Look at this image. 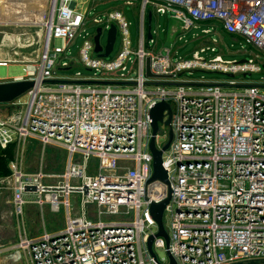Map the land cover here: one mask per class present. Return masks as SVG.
<instances>
[{"label":"built area","instance_id":"1","mask_svg":"<svg viewBox=\"0 0 264 264\" xmlns=\"http://www.w3.org/2000/svg\"><path fill=\"white\" fill-rule=\"evenodd\" d=\"M85 1L50 0L39 22L45 28L39 65L28 66L18 78L34 85L23 95L22 108L0 115V149L13 145L18 153L32 139L42 152L49 144L66 152L60 174L45 172L42 163L24 172L14 159L10 173L0 178V187L11 191L19 221L14 247L30 264H169L167 253L176 264H264V77L248 84L230 80L226 86L234 88L156 84L173 83L179 73L198 67L245 75L264 64L253 59L234 64L217 54L207 61L202 56L207 47L175 61L170 49L150 48L156 42L152 34L146 38L144 23L148 8L176 19L181 31L208 24L201 29L207 34L220 27L264 54V0H141L135 46L120 10L104 21L94 17L92 25L103 30L113 24L119 33L120 50L112 59L94 51ZM80 35L79 61L93 72L64 75L59 70L69 69L70 62L59 55ZM55 38L61 46L52 45ZM146 58L152 74L173 78L147 77ZM17 99L0 104L14 110ZM160 100L171 108L170 124L159 122L155 136L161 148L172 131L161 155L171 190L163 211L168 243L155 236L158 228L149 209L166 196L168 186L147 183L153 171L149 110ZM26 203L62 208L63 227L28 235ZM151 235L156 260L147 248Z\"/></svg>","mask_w":264,"mask_h":264},{"label":"rangeland","instance_id":"2","mask_svg":"<svg viewBox=\"0 0 264 264\" xmlns=\"http://www.w3.org/2000/svg\"><path fill=\"white\" fill-rule=\"evenodd\" d=\"M128 0H93L92 4L83 3L82 7H88L90 16H97L102 21L105 19V13L110 10H120L126 20L129 22L128 33L135 46L139 38V24H140V7L141 0H130L131 4H125ZM19 7V13H30L29 16L24 18H15V21H11V24H5L0 22V38L7 35L14 36V42H7V46L14 45V48L10 50V54H13L12 61L18 64H9L8 66H0V73L3 71H9L13 74H23L24 71L20 64L24 66L35 67L40 62V52L44 43L45 28L41 25V19L43 14L46 15L49 12L50 0H20L9 1L2 4L0 8H8L14 5ZM38 5H41L39 7ZM145 11H149L146 8ZM33 15V16H30ZM17 17V16H16ZM39 21V22H36ZM97 25H90L88 28L89 35L95 32ZM202 25L195 29L192 28L189 31L180 30V22L172 18L170 15H156L153 13L151 20V31L156 43L152 42L150 48L158 50L170 49L173 53V60L178 58H190L192 53L199 48L207 47V50L202 53L205 60H210L214 55H220L225 61L233 62L234 64H240L239 61H248L253 59L255 63L260 65L264 64V54L257 48L247 44L241 37L232 35L220 27H213L210 34H204L201 29ZM146 28V26H145ZM176 29V31L173 29ZM107 29L103 28L100 36L101 45H105ZM7 38V37H6ZM82 42V36H76L70 41L63 56V60L70 62V68L59 70L64 75L72 76L77 71L82 75L92 74L93 70H87L79 61V49ZM53 46H61V39L55 38L52 41ZM214 48L213 51L210 48ZM120 49V37L117 31L116 39L111 53L105 57L106 59H112ZM199 69L194 72L183 71L180 76L173 78L177 83H202L211 84L217 83L224 85L225 88H234L233 86H226L229 81H235V84H248L254 83L264 77V69L259 72H252L249 74H242L239 72H219L218 70H209L205 68ZM231 74V76L229 75ZM23 96V95H22ZM20 97L16 101L14 106V112L22 108L18 106L20 103L27 99L26 96ZM8 110L0 105V115H7ZM12 111L10 112V114ZM42 153V157H41ZM41 158H43V169L47 173L60 174L63 171L66 152L61 147L55 145H47L42 152L41 145L32 140L26 139L24 148L20 151L13 152L10 160L18 159L19 163L23 166V170L28 172H34L40 166ZM9 160V161H10ZM8 161V163H9ZM8 167V164H7ZM3 175H0L2 178ZM8 193V195H7ZM10 194L7 190L0 189V264H15L13 262V256L18 252L14 245L16 243V237L13 235V216L9 215V211H6L9 202L7 201ZM75 195L71 197V207H77ZM25 218L28 222L30 229L37 230L40 234L43 232V223L45 229L49 232L56 231L64 225V210L60 208L58 211H51L48 205H44L42 210L40 207L27 204L24 207ZM41 210V211H40ZM8 212V213H7ZM12 223V224H11ZM15 226V225H14Z\"/></svg>","mask_w":264,"mask_h":264},{"label":"water","instance_id":"3","mask_svg":"<svg viewBox=\"0 0 264 264\" xmlns=\"http://www.w3.org/2000/svg\"><path fill=\"white\" fill-rule=\"evenodd\" d=\"M151 11L149 10L147 13V39L151 38ZM102 34V28L101 27H97L95 29V35L93 37L94 40V51L101 57H107L111 51L113 50V46L115 43V39H116V27L115 25H111L108 29H107V34H106V41H105V45L102 46L100 43V36ZM240 63L242 62H246L245 60H241L239 61ZM264 69V66H263ZM199 69H193L190 70L189 72H194L197 71ZM145 72H146V76L150 77V78H157V79H164V78H173L172 75H155L152 74L150 71V66H149V58L145 59ZM181 74V73H180ZM179 74V76H180ZM231 76V74H229ZM51 82H63L61 80H52ZM156 84L159 85H196L197 83H177V82H173V83H165V82H157ZM34 85L33 80L30 79H14V80H9V81H1L0 82V103H9L12 102L14 100H16L17 98L21 97L22 95L26 94L30 89H32ZM227 85V84H225ZM164 111L167 112V119L165 121H163V113ZM149 117H150V125H151V137L149 139V150L152 154V175L151 177L148 179L147 183L153 182L155 180L160 181L161 183L165 184L168 186L167 188V194L166 196L160 200L159 202H152L150 203V213L152 218L154 219L158 231L156 233L155 236H162L166 243H168V237L167 234L164 230L163 227V211L164 208L166 206V204L169 202V199L171 197V190L169 188V182H168V178H167V173L166 170L163 168L162 166V160H161V155L162 152L169 146V143L171 141L172 138V131L171 129H169L168 132V140L167 142L161 147V148H157L155 145V136L158 132V123L159 122H163L164 125H169L170 124V119H171V108L169 106V104L165 101V100H160L156 103H154L152 105V107L149 110ZM26 189H34V187H26ZM153 235L149 236L148 240H147V248L148 251L151 255V257L156 260L155 254L152 250V241H153ZM168 257L170 260L169 264H176L174 259L171 257V255L169 253ZM251 263H254V261H252ZM234 264H242V263H234Z\"/></svg>","mask_w":264,"mask_h":264},{"label":"crops","instance_id":"4","mask_svg":"<svg viewBox=\"0 0 264 264\" xmlns=\"http://www.w3.org/2000/svg\"><path fill=\"white\" fill-rule=\"evenodd\" d=\"M9 1H12V0H9ZM13 1H20V0H13ZM85 3H87L88 5H89V3L92 4V7H94V5H95V3L93 2V0H86ZM17 4L15 2L14 5H11L8 8H5V7L0 8V22L3 21V23H5V24H11L12 23L11 21H15V18H24V17L29 16V14H30L29 12L28 13L24 12V14L23 13H19L18 12L19 7H16ZM125 4H127V1L125 2ZM88 7L89 6L82 7L83 8L82 10H85L87 12L86 13L87 14V20H88L87 21V24H86L87 27L90 26V25H92V22H91L90 19H92L94 17H97V16H90L89 15ZM111 11H113V10L107 11L105 13V15L108 14L109 12H111ZM140 11H141V7H140ZM147 13H148V11H145V15H144V23H145V26H146V28H145L146 38H147ZM151 15H153V13ZM30 16H33V15H30ZM151 20H152V18H151ZM36 22H39V21L36 20ZM202 26H203L202 28H209L210 27L208 24H202ZM174 30L176 31L175 28L173 29V31ZM150 31H151V28H150ZM210 33H211V31L209 33H207V34H210ZM151 34H152V31H151ZM152 36H153V34H152ZM6 37L4 36V37L0 38V66H8L9 64H18V63H15V62L12 61L13 54L12 55L10 54V50H12L14 48V45H11L9 47L7 46V42H9V41L10 42L11 41L14 42V40H13L14 39V36H12V39H11V36H8L7 35ZM200 48H202V46ZM196 51H199V50H196ZM20 66L22 67V70L24 71L23 74H13V73H10L9 71H3V72L0 73V82L1 81H9V80L18 79V78L23 77L24 75H26V71H27V67L28 66H24L22 64H20ZM1 106L4 107V105H1ZM5 109L8 110V112H6V114H10V112L13 111V109H11L9 107H5ZM41 157H42V153H41ZM10 161H12V160H10ZM10 161H9V163H10ZM9 163H8V169H9ZM41 163L43 164V159L41 160L40 165H41ZM20 166H21V169L23 170V166L21 165V163H20ZM39 167H38V169H39ZM9 172H10V170H9ZM24 172H28V171L25 170ZM0 189L7 190L9 192V194H11V191L9 189H6L5 187H0ZM7 195H8V193H7ZM9 198H10V196H9ZM9 198L7 200L9 202V205L6 208L7 209L6 211H9V215L13 216V219L14 220H12V221H14L13 222L14 224H13V227L11 229L13 231L14 237H17L18 232L20 231L19 221H18V218L13 214L12 205L10 203ZM27 204L34 205L36 207H40L39 205H36L34 203H26L25 205H27ZM25 205L23 206L24 229H25V231L27 232L28 235L38 234L37 233V230L38 229L37 230H33V229H30L29 226H28V222H27V220L25 218V212H24L25 211V209H24ZM40 209L42 210L41 207H40ZM43 229H45L44 223H43ZM17 252L18 253L13 256V262L15 264H30V262H29V260L27 258V255L25 253H23V251L17 250Z\"/></svg>","mask_w":264,"mask_h":264},{"label":"trees","instance_id":"5","mask_svg":"<svg viewBox=\"0 0 264 264\" xmlns=\"http://www.w3.org/2000/svg\"><path fill=\"white\" fill-rule=\"evenodd\" d=\"M13 145L8 146L6 149H0V175H8L9 169L7 167L8 161L12 158Z\"/></svg>","mask_w":264,"mask_h":264},{"label":"bare ground","instance_id":"6","mask_svg":"<svg viewBox=\"0 0 264 264\" xmlns=\"http://www.w3.org/2000/svg\"><path fill=\"white\" fill-rule=\"evenodd\" d=\"M4 3H6V0H0V6L2 5V4H4ZM39 7H41V5H38ZM10 36V35H9ZM218 61V60H217Z\"/></svg>","mask_w":264,"mask_h":264}]
</instances>
